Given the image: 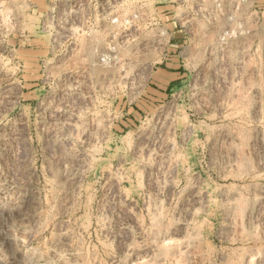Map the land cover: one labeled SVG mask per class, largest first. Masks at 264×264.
I'll return each instance as SVG.
<instances>
[{"label":"rangeland","instance_id":"rangeland-1","mask_svg":"<svg viewBox=\"0 0 264 264\" xmlns=\"http://www.w3.org/2000/svg\"><path fill=\"white\" fill-rule=\"evenodd\" d=\"M165 1L0 0V264H264V0Z\"/></svg>","mask_w":264,"mask_h":264},{"label":"built area","instance_id":"built-area-1","mask_svg":"<svg viewBox=\"0 0 264 264\" xmlns=\"http://www.w3.org/2000/svg\"><path fill=\"white\" fill-rule=\"evenodd\" d=\"M187 2L191 5L190 8L196 12L195 15H197V12L204 8H208L210 11L226 10L229 12V15L227 16L228 20L232 19V11L241 10V8H243V6L246 4V0H209L208 5H204L203 0H187ZM187 2L186 0H166L164 3L169 4V7L165 8L166 11H164L163 13L164 16H168L167 20L163 22L158 21L154 16H152V18L148 19L145 24L151 26H165L167 24H173L182 27L184 24V12H180L179 14L175 15L172 14L173 12L178 11V9L182 8V5ZM149 7L152 9L155 8V3L152 2L151 4H149ZM138 18L139 16L136 13V15L133 16V19L139 21ZM165 34L166 32L163 35Z\"/></svg>","mask_w":264,"mask_h":264}]
</instances>
